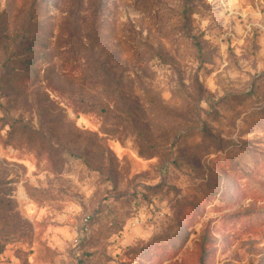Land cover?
<instances>
[{
	"label": "rangeland",
	"instance_id": "obj_1",
	"mask_svg": "<svg viewBox=\"0 0 264 264\" xmlns=\"http://www.w3.org/2000/svg\"><path fill=\"white\" fill-rule=\"evenodd\" d=\"M0 264H264V0H0Z\"/></svg>",
	"mask_w": 264,
	"mask_h": 264
}]
</instances>
